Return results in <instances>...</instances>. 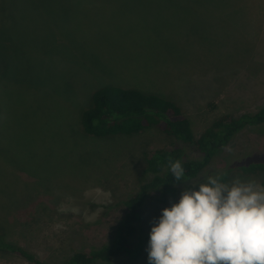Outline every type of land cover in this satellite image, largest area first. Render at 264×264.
I'll return each instance as SVG.
<instances>
[{
	"label": "rangeland",
	"instance_id": "rangeland-1",
	"mask_svg": "<svg viewBox=\"0 0 264 264\" xmlns=\"http://www.w3.org/2000/svg\"><path fill=\"white\" fill-rule=\"evenodd\" d=\"M108 84L170 95L195 135L221 114L256 110L264 0H0V226L50 264L111 239L145 152L176 143L199 157L155 129L83 135L82 110ZM253 151L264 153V126L241 130L208 169ZM235 178L264 186L259 174L236 171L228 183ZM185 189L150 193L137 232L144 250L129 264H149L151 227ZM0 264L33 263L0 253Z\"/></svg>",
	"mask_w": 264,
	"mask_h": 264
},
{
	"label": "trees",
	"instance_id": "trees-1",
	"mask_svg": "<svg viewBox=\"0 0 264 264\" xmlns=\"http://www.w3.org/2000/svg\"><path fill=\"white\" fill-rule=\"evenodd\" d=\"M262 126L264 104L254 111L236 116L221 114L195 135L180 105L160 90L150 91L117 84L96 89L80 116L79 127L83 135L96 140H108L121 136L133 137L155 129L192 146L199 157H191L183 146L176 143L145 152L144 167L137 177V189L122 201L126 211L115 226L111 239L88 251L74 249L62 264L111 263L121 257L128 264L139 260L144 250V240L137 232L142 208L150 193L156 192L162 198L174 197L182 188H189L186 186L189 183L195 184L191 187L198 188L199 183L207 182L208 176L221 175L222 182L228 183L236 171L262 175L264 183V153L259 151L232 157L224 166L208 169L212 159L227 148L241 130L259 129ZM169 156L182 162L185 169L182 181H176L172 176L167 159ZM0 253L16 254L33 264H50L27 248L7 239L2 226Z\"/></svg>",
	"mask_w": 264,
	"mask_h": 264
},
{
	"label": "clouds",
	"instance_id": "clouds-1",
	"mask_svg": "<svg viewBox=\"0 0 264 264\" xmlns=\"http://www.w3.org/2000/svg\"><path fill=\"white\" fill-rule=\"evenodd\" d=\"M176 181L185 169L168 158ZM195 185V184H189ZM149 264H264V186L221 175L182 191L151 227Z\"/></svg>",
	"mask_w": 264,
	"mask_h": 264
},
{
	"label": "crops",
	"instance_id": "crops-1",
	"mask_svg": "<svg viewBox=\"0 0 264 264\" xmlns=\"http://www.w3.org/2000/svg\"><path fill=\"white\" fill-rule=\"evenodd\" d=\"M186 4H187V1H186ZM186 9H187V8H182V7H181V11H182V10H186Z\"/></svg>",
	"mask_w": 264,
	"mask_h": 264
}]
</instances>
